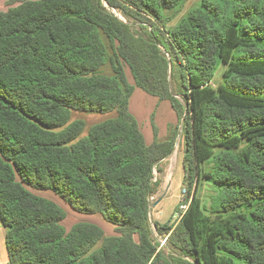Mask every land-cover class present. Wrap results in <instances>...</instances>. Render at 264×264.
<instances>
[{
	"label": "trees",
	"instance_id": "trees-1",
	"mask_svg": "<svg viewBox=\"0 0 264 264\" xmlns=\"http://www.w3.org/2000/svg\"><path fill=\"white\" fill-rule=\"evenodd\" d=\"M186 1L6 0L0 223L8 264H264V0L206 1L167 28ZM107 61L112 76L100 73ZM135 87L176 112L165 139L153 112L154 141L146 144L129 111ZM73 110L116 117L72 143L85 125L67 124ZM179 127L190 202L176 225L153 222L183 256L167 258L151 236L150 197L153 170L174 151ZM202 180L217 188L206 210ZM32 189L54 193L77 213L101 215L116 234L89 221L66 230L64 208Z\"/></svg>",
	"mask_w": 264,
	"mask_h": 264
},
{
	"label": "rangeland",
	"instance_id": "rangeland-1",
	"mask_svg": "<svg viewBox=\"0 0 264 264\" xmlns=\"http://www.w3.org/2000/svg\"><path fill=\"white\" fill-rule=\"evenodd\" d=\"M210 1L214 4H222L223 0H187L181 11L167 24V28H173L178 22L186 16V14L189 11L198 9L201 6V3ZM105 6L108 8V10L113 13L116 17H118L120 20L123 22H126L130 25V28L134 35L137 37L140 34H142V29L140 28L139 24L128 17H125L123 13L121 12L120 9L116 7H110L107 5V3L104 1ZM103 39L106 43L107 49H108V57H111L113 55V51L110 48L109 42L105 36H103ZM166 57H169L167 53H165ZM224 67L220 66L218 70L216 71L214 77L212 78L211 83L214 86H217L218 83L221 81L222 78V72H223ZM125 71L127 78L130 83L133 84V78L130 73L129 68L125 65ZM100 73L107 75V76H112V69L110 62L107 61L101 68H100ZM168 79L172 81V78L169 74ZM140 89L137 87L134 88L133 94L136 91L138 93ZM135 93V95H136ZM176 98L182 103L186 104L185 99L180 96L176 95ZM139 104V99L137 100ZM163 108V109H162ZM161 111H158L157 114V120L154 119L153 116V122L154 124L156 123L159 128V124L161 125V130L164 129L165 127V119H169L171 115H175L173 109L171 108L169 103H166L165 107H162ZM165 109V110H164ZM163 110V111H162ZM153 113V111L151 112ZM116 117V111H111L108 113H97V112H88V111H79V110H73L71 111V116L67 124L75 121V120H83L85 125L83 131L80 133V135L72 141V143L76 142L80 138L86 137L89 131V128L95 124L104 122L108 119H112ZM147 120H149V116L146 117ZM151 119V116H150ZM147 120L144 119H138L139 123L142 126V132L145 133L146 131L150 132L151 127L150 123H147ZM150 122V121H149ZM152 124V122H151ZM65 126H62L60 128H57L56 130H60L64 128ZM152 133V131H151ZM181 128L179 127L177 129V135H176V142H175V147L174 151L166 157L168 161L165 163H161L160 161L156 167L153 170V182L155 186V192L154 194L150 197V231H151V236L154 242L158 245L159 249H162L164 254L167 256V258H183L182 255H180L176 251H172V248L170 245H168L167 237L168 234L165 235H159L155 229V226L153 224L154 221H157V218L160 220H164V223H168L172 226L175 225V221L172 218V212L176 208L177 204L183 200L184 198L188 195H190V192L188 191L187 187L182 183L183 179V169H182V160L181 159V154L183 156V146L181 143ZM178 155V159L176 157ZM176 158V160H175ZM175 160V161H174ZM209 168V166H207ZM32 191L38 195L47 197L51 200H54L56 203H58L61 207L64 208L66 211V218L62 221L63 226L65 227L66 230H69L70 227L79 221H100V223H103L102 228L105 231V228L107 227V233L108 235H115L116 232L114 230V226L107 223L101 215L99 214H94V215H87V214H81L77 213L74 211L66 202H64L61 198L56 196L54 193L50 191H37L33 190ZM217 191L216 186L208 180H202L199 191H198V196L202 202L203 208L206 210L209 205H210V197ZM161 198L160 202L156 205H154V202L158 199ZM5 233H6V228L0 223V264H8V256H7V250L5 246ZM165 240L164 244L161 245V241Z\"/></svg>",
	"mask_w": 264,
	"mask_h": 264
},
{
	"label": "crops",
	"instance_id": "crops-1",
	"mask_svg": "<svg viewBox=\"0 0 264 264\" xmlns=\"http://www.w3.org/2000/svg\"><path fill=\"white\" fill-rule=\"evenodd\" d=\"M5 2H6V0H0V11L6 10L7 6H6ZM138 89H140V88H138ZM138 91H139L138 93H136V91L134 92V94L132 93V95L130 97V100H129V111L136 118V120H137V122L139 124L141 132H142V126L139 123L138 119L141 118V119L147 120L146 117L149 116V120H147V123L148 124L150 123V127H151L152 133H151V131L150 132L146 131L145 133L142 132L146 144L149 145V144H151L154 141V133H153V128H152L151 119H150V116L152 114L151 112L152 111L154 112V119L157 120L158 111H161V108L165 107L166 103L170 104V102L168 100H159L156 96L150 95V94L144 92L141 89L138 90ZM135 93H136V95H135ZM138 99H139V104H138V101H137ZM170 106H171V104H170ZM174 113H175L174 116L171 115L169 119H167V118L165 119V121H164L165 122V127H164L163 130H161V125L160 124H159V128L160 129H158V125L155 123V125L157 126V129H158V135L157 136H158L159 140L165 139L167 137L168 133H169V127L170 126L174 127L178 123V118H177L176 112L174 111ZM176 157L178 159V155H176ZM180 157H181V159H180V161H181L182 160V154H181ZM175 160H176V158H175ZM166 161H168L167 158H164L161 163H165ZM182 183H183V179H182ZM101 220H99V222L98 221H94V220L93 221L89 220V222L96 223V224H98L99 226L102 227L103 223H100ZM157 221L159 223H164V220H160L158 218H157ZM107 229L108 228L106 227L105 228V233L108 235Z\"/></svg>",
	"mask_w": 264,
	"mask_h": 264
},
{
	"label": "built area",
	"instance_id": "built-area-1",
	"mask_svg": "<svg viewBox=\"0 0 264 264\" xmlns=\"http://www.w3.org/2000/svg\"><path fill=\"white\" fill-rule=\"evenodd\" d=\"M190 200H183L179 202L172 212V218L175 221V225L183 218L184 214L186 213ZM165 240L161 241V245H163Z\"/></svg>",
	"mask_w": 264,
	"mask_h": 264
},
{
	"label": "water",
	"instance_id": "water-1",
	"mask_svg": "<svg viewBox=\"0 0 264 264\" xmlns=\"http://www.w3.org/2000/svg\"><path fill=\"white\" fill-rule=\"evenodd\" d=\"M161 198H158L155 202L154 205L158 204L160 202Z\"/></svg>",
	"mask_w": 264,
	"mask_h": 264
}]
</instances>
